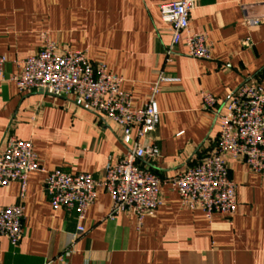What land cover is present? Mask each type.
<instances>
[{
  "label": "crops",
  "instance_id": "0c3cea01",
  "mask_svg": "<svg viewBox=\"0 0 264 264\" xmlns=\"http://www.w3.org/2000/svg\"><path fill=\"white\" fill-rule=\"evenodd\" d=\"M177 0H0V151L8 137L31 144L46 171L87 173L100 180L109 159L127 149L120 131L102 116L76 108L71 97L51 98L36 91L19 93L12 82L15 62L40 48L47 31L60 49L80 51L122 79L132 107L146 102L150 88L159 111L155 142L159 157L147 164L162 180L196 164L217 138L223 102L245 82L264 88V21L248 26L243 8L264 15V0H196L189 15L191 33L203 32L209 60L187 56L182 44L170 61L169 25L158 6ZM249 39L250 47L242 42ZM216 99L211 112L201 108V94ZM135 136V131L132 132ZM235 186L232 215L181 205L168 185L159 188L160 206L138 221L131 212L107 217L111 201L101 188L80 222L85 233L74 240L75 212L53 210L44 193V173L27 176L23 198L17 182L0 187V208L20 203L23 237L15 247L0 239V264H264V174L250 172L242 159L228 161Z\"/></svg>",
  "mask_w": 264,
  "mask_h": 264
},
{
  "label": "built area",
  "instance_id": "2783aa9c",
  "mask_svg": "<svg viewBox=\"0 0 264 264\" xmlns=\"http://www.w3.org/2000/svg\"><path fill=\"white\" fill-rule=\"evenodd\" d=\"M195 3L196 0H177L158 6L160 19L170 30L168 62L179 44L192 59H210L207 35L191 33L188 29ZM243 19L248 26H256L264 21V15H257L246 6ZM39 41L38 52L15 62L17 71L6 81L12 82L19 93L36 91L51 98L71 97L76 108L100 115L115 126L127 149L123 158L107 161L102 178L97 180L87 173L46 171L39 165L29 142L13 136L6 140L0 151V187L17 182L20 198H23L28 174L44 173L43 189L51 208L76 213L78 224L74 240L85 233L80 222L99 188L110 197L109 220L120 213L131 212L141 221L160 206L162 185H168L178 194L182 206L200 210L210 220L214 214L230 216L235 210V186L229 178L228 161L242 159L250 172L264 174V88L259 84L245 82L234 90L223 102L224 113L215 115L218 134L212 149L196 164L162 180L147 168L149 162L159 157L157 144L146 141L159 123L155 101L157 84L150 88L143 106L133 108L131 93L120 89L122 79L111 74L103 64L92 63L83 52L58 48L47 31L39 33ZM242 46L249 48V39H245ZM5 64V58L0 56L1 78ZM215 106L216 99L203 92L202 110L211 112ZM22 237V205L0 208V239L5 238L15 247ZM52 263L53 260L47 259L43 262Z\"/></svg>",
  "mask_w": 264,
  "mask_h": 264
}]
</instances>
